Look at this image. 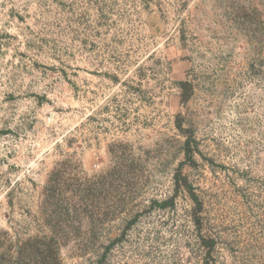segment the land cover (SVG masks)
<instances>
[{"label":"rangeland","instance_id":"obj_1","mask_svg":"<svg viewBox=\"0 0 264 264\" xmlns=\"http://www.w3.org/2000/svg\"><path fill=\"white\" fill-rule=\"evenodd\" d=\"M50 236L47 264H264V0H0L3 264Z\"/></svg>","mask_w":264,"mask_h":264},{"label":"trees","instance_id":"obj_2","mask_svg":"<svg viewBox=\"0 0 264 264\" xmlns=\"http://www.w3.org/2000/svg\"><path fill=\"white\" fill-rule=\"evenodd\" d=\"M184 154L186 156V158L192 160V151L191 149L188 147V145L186 146L185 150H184ZM49 179V178H48ZM53 180H51V176L50 179L48 180V183L46 185L45 191H47L49 188H51V182ZM175 183L185 189V191L188 193L189 198L191 199V201L195 204L196 207H198V209L196 208L195 211L196 212H200L198 210H200V202L197 198V196L193 193V190L191 188V186L188 184L186 179H179V178H175ZM53 184V182H52ZM49 191V190H48ZM166 203L161 204L160 206H165ZM54 237L50 236L48 239V243H44L42 240H36L33 242L32 246L28 249V254L26 255V251L22 250L23 248H18V250L16 251L15 257H14V262L12 264H47L48 260H54L56 258L55 256V251L50 247V245L52 246L53 242L55 241L53 239ZM212 241V240H211ZM36 242V243H35ZM41 243L46 245V250L49 252L48 255H41L40 251L38 249V246ZM40 247V246H39ZM47 252V253H48ZM0 264H3V255L0 254Z\"/></svg>","mask_w":264,"mask_h":264}]
</instances>
